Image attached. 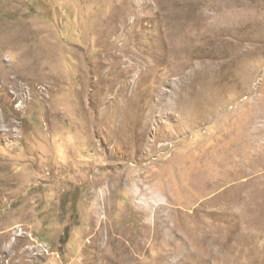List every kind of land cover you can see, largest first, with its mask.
Returning a JSON list of instances; mask_svg holds the SVG:
<instances>
[{
    "label": "rangeland",
    "instance_id": "obj_1",
    "mask_svg": "<svg viewBox=\"0 0 264 264\" xmlns=\"http://www.w3.org/2000/svg\"><path fill=\"white\" fill-rule=\"evenodd\" d=\"M0 264H264V0H0Z\"/></svg>",
    "mask_w": 264,
    "mask_h": 264
}]
</instances>
